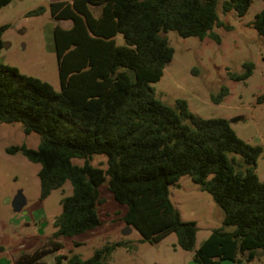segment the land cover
<instances>
[{"label":"trees","instance_id":"1","mask_svg":"<svg viewBox=\"0 0 264 264\" xmlns=\"http://www.w3.org/2000/svg\"><path fill=\"white\" fill-rule=\"evenodd\" d=\"M11 2L0 0V9ZM251 4L252 0L51 2L53 19L71 22L69 28L59 23L54 28L60 91L0 60V123L20 122L26 134L41 137L37 149L17 145L7 153L22 154L40 165L43 199L66 182L72 194L61 200L52 239L20 255L15 264H38L63 248L60 237L100 226L99 187L106 181L114 199L127 206L123 221L140 233L141 242L157 244L175 234L178 246L192 251L197 225L182 220L170 199V187L184 176L214 198L223 211V225L234 227L214 229L193 260L249 264L258 251L264 256V181L256 173L264 148L239 138L225 118L193 114L185 100L166 104L152 86L174 57L163 33L172 30L182 38L208 37L220 43L213 29H231L221 20L220 7L223 14L234 12L243 18ZM45 11L39 7L27 16ZM252 25L264 41V8ZM9 27L0 26V56ZM119 36L123 45L117 42ZM254 70L255 64L247 62L244 72L231 78L247 80ZM228 93L223 87L212 100L219 104ZM257 101L264 104V94ZM95 154L107 157L105 169L90 164ZM75 159L84 163L77 165ZM128 245L106 244L88 259L56 255L54 264H108L116 248Z\"/></svg>","mask_w":264,"mask_h":264},{"label":"rangeland","instance_id":"2","mask_svg":"<svg viewBox=\"0 0 264 264\" xmlns=\"http://www.w3.org/2000/svg\"><path fill=\"white\" fill-rule=\"evenodd\" d=\"M54 1L59 0H12L0 9V26H10L3 34L0 60L5 65L16 67L22 74L50 83L60 91L54 28L58 23L69 28L71 22L53 19L49 6ZM39 7L46 11L37 16H27ZM263 8V0H252L246 15L238 18L234 12L223 14L220 7L221 20L231 27L230 30L223 27L213 29L220 36V43L208 37L203 40L182 38L172 30L163 33L174 49V57L160 80L152 86L156 97L166 104L173 106L177 100H185L193 114L202 118H225L239 138L264 148V104L257 101L264 94V41L252 25L255 15ZM95 14H99V9ZM117 42L124 44L121 36ZM247 62L255 64L252 76L244 81L232 79L231 74L244 72ZM223 87L229 93L216 104L212 98ZM40 142L41 137L37 133L26 134L20 122L0 123V261L16 260L22 254L45 246L52 239L55 220L62 212L61 200L72 194V187L66 182L43 199L38 177L40 165L28 161L22 154L7 153L8 148L17 145L37 149ZM74 163L82 165L84 162L75 159ZM90 164L105 169L107 157L95 154ZM256 173L264 181V151L258 158ZM19 191L23 193L26 205L22 211L15 212L12 202ZM99 192L103 199V203L98 205L101 225L81 235L60 237L57 241L63 248L46 256L42 263L54 264L55 256L60 254L88 259L106 244L126 241L128 247L116 248L108 264H198L193 260L194 252L214 229L234 230L233 226L223 225L222 209L189 176L182 177L170 187V199L182 220L194 221L197 225L192 251L181 249L175 234L157 244L141 242L142 237L134 228L124 235L127 225L123 216L127 206L114 199L107 181L99 187ZM221 264L246 262L225 260ZM249 264H264L263 253L258 251L257 257Z\"/></svg>","mask_w":264,"mask_h":264},{"label":"water","instance_id":"3","mask_svg":"<svg viewBox=\"0 0 264 264\" xmlns=\"http://www.w3.org/2000/svg\"><path fill=\"white\" fill-rule=\"evenodd\" d=\"M25 205H26V199H25L23 193L21 191H19L18 194L13 199V202H12L13 209H14L15 212H20V211L23 210ZM131 231H132V227L131 226H127L126 230L123 231V234L127 235ZM38 264H44V263L40 262Z\"/></svg>","mask_w":264,"mask_h":264},{"label":"crops","instance_id":"4","mask_svg":"<svg viewBox=\"0 0 264 264\" xmlns=\"http://www.w3.org/2000/svg\"><path fill=\"white\" fill-rule=\"evenodd\" d=\"M0 264H15V260H10L8 262H6V261H0Z\"/></svg>","mask_w":264,"mask_h":264}]
</instances>
